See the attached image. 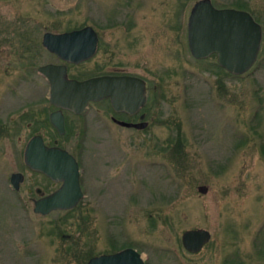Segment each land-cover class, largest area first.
Here are the masks:
<instances>
[{
	"label": "rangeland",
	"instance_id": "1",
	"mask_svg": "<svg viewBox=\"0 0 264 264\" xmlns=\"http://www.w3.org/2000/svg\"><path fill=\"white\" fill-rule=\"evenodd\" d=\"M183 2L0 0V264H85L89 247L98 253L115 246L107 240L110 234L118 246L140 245L148 264H264V32L254 65L241 75L226 74L216 57L191 55L185 28L189 6L180 15ZM245 2L264 31V0ZM129 21L136 27L127 38L118 27L103 28L104 39L114 44L112 58L102 46L95 58L69 70L81 78L97 65L127 68L150 87L146 129L112 124L106 134L111 139L99 140L96 134L104 132L91 125L86 197L78 220L61 227L79 242L72 254V239L52 231L56 213L38 217L31 207H21L9 183L11 172L25 170L28 137L52 132L44 113L45 106L51 109L49 85L37 67L59 60L41 38L45 31ZM98 152L108 153L106 167L92 159ZM201 184L206 193L197 190ZM190 228L211 232L195 253L181 243Z\"/></svg>",
	"mask_w": 264,
	"mask_h": 264
},
{
	"label": "water",
	"instance_id": "2",
	"mask_svg": "<svg viewBox=\"0 0 264 264\" xmlns=\"http://www.w3.org/2000/svg\"><path fill=\"white\" fill-rule=\"evenodd\" d=\"M262 29L252 15L243 10L216 8L210 0L197 1L188 17L187 41L192 56L203 59L216 53L218 64L234 75L247 72L255 63L261 45ZM42 45L59 59L79 63L89 59L97 46L96 32L90 25L63 32L45 31ZM49 84V101L57 111L50 114V122L64 132L61 109L80 112L89 101L110 97L116 110L135 111L146 101L145 81L131 76L101 75L78 80L69 78L65 64L46 63L38 67ZM123 123V122H122ZM124 125L143 128L147 122ZM24 162L63 181L62 186L35 206L34 211L48 214L55 209L72 208L83 196L79 183L78 164L74 157L59 147H47L40 135L26 144ZM20 173L11 175V183L18 188ZM206 193L207 185L197 186ZM211 239L205 228L186 229L181 234L185 250L195 253ZM86 264H145L140 254L126 248L112 254H100Z\"/></svg>",
	"mask_w": 264,
	"mask_h": 264
},
{
	"label": "flooded vegetation",
	"instance_id": "3",
	"mask_svg": "<svg viewBox=\"0 0 264 264\" xmlns=\"http://www.w3.org/2000/svg\"><path fill=\"white\" fill-rule=\"evenodd\" d=\"M197 1H199V0H184L183 4L180 7V15H184L186 8L189 6L187 21L185 23L186 30H188V17L191 13V10H192L194 4ZM210 2L216 8H232V9H237V10H243V11L250 13L252 15V17L254 18V20L260 24L261 29H262V39H263V32L264 31H263L262 21L259 20L256 13L247 5L245 0H231L228 5H220L216 0H210ZM128 5H130V3ZM102 25L101 24L100 25H90L93 28V30L96 32L97 46H96V50H95L94 54L89 59H86V60L81 61L79 63H69V62H65V61L59 59L54 54L59 60L58 63H55V64H65L66 68H67L68 77L69 78H75L78 80H82V79H86V78L94 77V76H101V75L131 76V77H136V78L142 79L145 81V84H146V101H145V103L143 105L139 106L135 111L127 112L124 110H116L113 106L111 98L110 97H103V98H100L99 100L89 101L87 103V105L83 108V110L80 112H77V113L74 111H71L69 109H61V113L63 115V120H64V132L60 133L58 131V129H56V127H54V125H52V123L50 122V114L52 112L57 111L58 108L50 103V101H49V88H48V97L46 99H47V102L49 103L51 109L48 111V106H45L44 113H45V118H46L47 123L51 126L52 132L49 134H38V135H40V137L43 140V143L47 147L62 148L74 157V159L76 160V162L78 164V170H79V174H80L79 175V183H80V187H81L83 196L81 197V199H79V201L72 208H69V209H55V210L50 211L48 214H41V213L34 211V208L37 204L42 203L44 198H46V197L50 196L51 194H53L54 192H56L62 186V183H63V181L56 180V179L50 177L46 172L39 170V169H36V168H33L31 166H28L24 162V150H25L26 144L28 143V141L33 136H35L37 134H33V135L29 136L26 143H25V146L23 148L22 156H23V162H24L25 170L24 171L11 172V174L9 176V183L11 185V189L13 190L14 193H17L19 195L17 202L21 207H25V208L31 207L33 213L38 217H47L53 213H56V216L53 218V220L51 222L52 231H53V233L60 235L62 238H65L66 240L72 239V243H71L72 246L68 247V251L72 252V254L78 253L77 250L79 249V247H78L79 242L76 238H74V237L72 238L70 233L64 232L61 227L65 222L69 221V219L74 220V221L78 220V218L80 217V211H81L82 204L84 203L83 201L85 200V197H86L85 177H84V174H85L84 158H85L86 153L88 154V152L86 151V143H87L89 135H90L91 125L95 123L98 126V128L101 129L102 132H104V134H100V135L96 134V137L99 140H101L102 138H106L107 136H108V138H107L108 140L111 139L110 134H108V135H106V134H107V132L109 133L110 125H112V124H114L115 126H117L119 128L132 129L133 131H136V132L142 131L149 126V121L146 120V117L148 114L146 106L148 105V102H149L150 87L148 86L147 80L142 75H140L139 73H135L133 71H130L127 68H119V67H114L113 69L105 70V69H102L101 65H97L96 68L98 70L96 69V71H94L92 74H90L88 76L81 77V78L76 77V76H71L72 74L69 73V70L71 67L79 66L80 64L95 58L98 55L99 51L101 50L102 46H104L106 48L107 53L109 54V57L110 58L113 57L114 44L110 39H107V40L104 39L105 38L104 31H106L107 29L105 30L103 28H108V29L112 30L114 27H118V29L122 32L123 36L125 38H127L128 36L131 35V32L134 31L135 27H136V24H134L133 22H130V21L129 22H119L116 24H114V23L113 24H107L106 23V24H102ZM178 25L179 26H177V28L182 29L181 25H183V24H181V20L178 23ZM84 26H86V25L73 26L69 29L62 30L59 32L79 29V28H82ZM42 36H43V34H42ZM136 39H137V37L134 36L132 38V40L130 39L131 42L128 43V45L133 47ZM262 39H261V42H262ZM104 40H105V42H103ZM41 44H42V38H41ZM187 45H188V41H187ZM260 47H261V45H260ZM188 48H189V46H188ZM189 51H190V49H189ZM211 56L216 57V61H217L216 53H212L208 57H211ZM208 57H206V58H208ZM217 63H218V61H217ZM38 67H37V71H38ZM38 73H40V72L38 71ZM41 75H43V74H41ZM27 111L28 110L26 109V113H27ZM42 112H43V110H42ZM24 114H25V111L20 114V117L23 116ZM21 119L22 118H20V120ZM41 121H43V120L41 119ZM122 122L126 123V124H138L141 122H147V125L143 128H137V127H134L133 125H131V126L124 125ZM29 125H30V123H28V126ZM71 130H74L73 134L71 133ZM103 153H105V155ZM98 154H100V156L99 155L92 156V159L94 160V162L98 166L103 165L104 167H106L108 158H110L108 156V153L107 152H98ZM98 171H99V169H98ZM13 173H20L21 174V176L19 177L18 188H15L14 185L11 183L10 178H11V175ZM96 173H97V170H96ZM99 177L101 178V176H99ZM22 191H25L24 196L23 195L21 196V194H20ZM27 223H30L29 226L32 227V222L29 221ZM39 227H40V229H44V226L42 225V220L40 221ZM37 233L39 236L42 234L41 231H38ZM110 236L107 238V240H108V242H110L111 245H115V246H110L109 248L104 249L102 252H98V253L94 252L95 251L94 247L93 248L89 247L87 249L88 250L87 252H89V254H92L91 257L97 256L100 254H112V253L119 252V251L126 249V248H132V249L136 250L140 254L141 258L144 260L143 253H142L143 251L140 248V245H138L137 243H134V242L130 243L129 241H125L124 243L122 242L121 246H118L117 244L119 243V241L118 242L115 241L112 234H110ZM3 243L4 242H2V244ZM27 243H29V242H27ZM0 245H1V242H0ZM91 257H89V258H91ZM144 262H145V264H148L145 260H144Z\"/></svg>",
	"mask_w": 264,
	"mask_h": 264
},
{
	"label": "trees",
	"instance_id": "4",
	"mask_svg": "<svg viewBox=\"0 0 264 264\" xmlns=\"http://www.w3.org/2000/svg\"><path fill=\"white\" fill-rule=\"evenodd\" d=\"M217 67L220 70H223L226 74H231V73L227 72L225 69H223L219 64H218ZM231 75H233V74H231ZM235 76H237V75H235ZM182 146H183L182 138H181L180 132H178V139H177V144H176V147H175V155L178 156L177 158H179V156L181 155ZM261 152L264 154V145L263 144L261 145ZM82 256H84V255H82ZM91 256H92V254H87L84 257H86V260H88V258L91 257ZM84 260H82V261L85 262Z\"/></svg>",
	"mask_w": 264,
	"mask_h": 264
}]
</instances>
